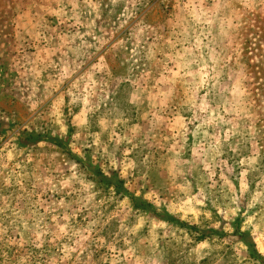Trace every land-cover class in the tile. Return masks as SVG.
Listing matches in <instances>:
<instances>
[{
  "label": "rangeland",
  "instance_id": "rangeland-1",
  "mask_svg": "<svg viewBox=\"0 0 264 264\" xmlns=\"http://www.w3.org/2000/svg\"><path fill=\"white\" fill-rule=\"evenodd\" d=\"M0 264H264V0H0Z\"/></svg>",
  "mask_w": 264,
  "mask_h": 264
}]
</instances>
